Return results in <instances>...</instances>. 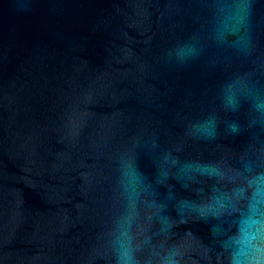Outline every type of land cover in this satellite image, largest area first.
<instances>
[{"label":"water","instance_id":"obj_1","mask_svg":"<svg viewBox=\"0 0 264 264\" xmlns=\"http://www.w3.org/2000/svg\"><path fill=\"white\" fill-rule=\"evenodd\" d=\"M0 264H264V0H0Z\"/></svg>","mask_w":264,"mask_h":264}]
</instances>
